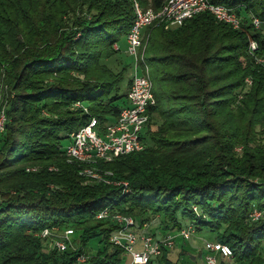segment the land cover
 <instances>
[{
	"label": "trees",
	"instance_id": "16d2710c",
	"mask_svg": "<svg viewBox=\"0 0 264 264\" xmlns=\"http://www.w3.org/2000/svg\"><path fill=\"white\" fill-rule=\"evenodd\" d=\"M134 1L154 11L167 2L0 0V264H78L93 240L86 264H125L111 242L119 226L97 218L107 207L141 230L161 217L156 238L192 225L204 242L230 247L218 264H264V215L250 218L264 212V0H210L234 9L240 29L209 12L148 27L156 104L145 149L100 162L111 184L66 158L73 132L92 118L113 122L128 105L133 75L122 94L128 69L108 62L135 22ZM52 227L73 229V247L50 249L38 234ZM173 249L152 261L178 264Z\"/></svg>",
	"mask_w": 264,
	"mask_h": 264
},
{
	"label": "built area",
	"instance_id": "2783aa9c",
	"mask_svg": "<svg viewBox=\"0 0 264 264\" xmlns=\"http://www.w3.org/2000/svg\"><path fill=\"white\" fill-rule=\"evenodd\" d=\"M134 6L136 19L126 37L127 53L135 61L133 80L127 91L128 105L121 110L115 121L105 125L100 124L96 118H92L86 126L70 135V143L64 149L68 162L77 164L81 168L80 175L89 181L111 184L112 182L107 179V176H111L112 173L102 170L99 167L100 162H113L123 155L145 149L142 133L150 121L149 110L156 104L153 81L146 60L149 35L145 30L153 26L163 27L165 30L181 27L189 19L202 12L211 13L218 22L227 24L234 29H240L242 25V19L234 9L215 5L210 0H167L158 11L144 10L137 1H134ZM252 20L254 26L259 28V19L253 17ZM251 48L252 51H255L256 43L252 42ZM116 49H119L118 46ZM248 82L251 83L249 80ZM5 122V109H0V132L4 130ZM30 170L28 169V171ZM115 184H123L126 188L125 191H128L127 182ZM194 210L198 212L196 207ZM263 215V211L254 207L250 218L253 221H258ZM97 218L100 220L111 219L119 226L111 237V242L130 256V264H157L152 260L162 255L164 247L172 248L178 238L190 241L196 235L195 228L190 225L176 233L169 232L162 238H156L150 233H144L138 238L134 231L136 228L135 219L121 213H113L111 207L104 208ZM142 228L146 230L148 223H145ZM74 234L73 229L62 230L52 227L43 230L39 236L49 244V248L65 252L73 247ZM204 243L205 264H218L219 256L226 259L233 257V253L227 245L208 240H205ZM89 258L88 254L82 253L77 257V263L86 264Z\"/></svg>",
	"mask_w": 264,
	"mask_h": 264
},
{
	"label": "rangeland",
	"instance_id": "374dc122",
	"mask_svg": "<svg viewBox=\"0 0 264 264\" xmlns=\"http://www.w3.org/2000/svg\"><path fill=\"white\" fill-rule=\"evenodd\" d=\"M118 46H119L118 54H116L115 57L110 62H108V65L114 68L116 61H119L123 63L122 65L119 66L121 70L124 68L128 69L125 75L126 81L123 84V87L121 90V93L125 94L127 81L130 78V76L134 75L135 61H134V58H132L127 53L128 44H127L126 37H123L120 40ZM0 109H5L4 105H1ZM68 145L69 144H66L65 147H67ZM161 221H162V218L157 217L153 219L152 222H148V228L146 230L143 228L142 230L135 228L134 231L137 237L140 238V236L143 235L144 233H150L152 235L156 232L161 231V228H160V226H162ZM39 235L40 234H38V236ZM159 235H162L159 238L163 237V234H159ZM178 240L179 239H177L174 249L172 250V256H171L172 259H177L178 264H205L204 256L206 254V249H205L204 239L200 238L199 236H194L190 241H187L188 244L186 245H185V241H178ZM98 248H99L98 240H93L92 242H90V244L88 245V250H87L88 255L95 253L98 250ZM138 248H140L139 245H138ZM183 248L187 249L189 253L182 254ZM50 249H53V248H50ZM130 261H131L130 256H127L125 264H130Z\"/></svg>",
	"mask_w": 264,
	"mask_h": 264
}]
</instances>
